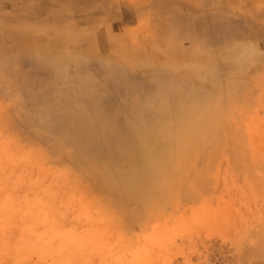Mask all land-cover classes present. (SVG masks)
Here are the masks:
<instances>
[{"label": "rangeland", "instance_id": "rangeland-1", "mask_svg": "<svg viewBox=\"0 0 264 264\" xmlns=\"http://www.w3.org/2000/svg\"><path fill=\"white\" fill-rule=\"evenodd\" d=\"M15 2L0 0V264H264V68L248 109L86 126L56 64L25 56Z\"/></svg>", "mask_w": 264, "mask_h": 264}, {"label": "crops", "instance_id": "crops-1", "mask_svg": "<svg viewBox=\"0 0 264 264\" xmlns=\"http://www.w3.org/2000/svg\"><path fill=\"white\" fill-rule=\"evenodd\" d=\"M207 1L17 0L13 7L32 33L25 56L56 64L67 95H79L87 110L81 124L102 110L139 119L137 131L145 132L149 111L163 119L155 125H167L250 107L249 73L264 68V0Z\"/></svg>", "mask_w": 264, "mask_h": 264}, {"label": "bare ground", "instance_id": "bare-ground-1", "mask_svg": "<svg viewBox=\"0 0 264 264\" xmlns=\"http://www.w3.org/2000/svg\"><path fill=\"white\" fill-rule=\"evenodd\" d=\"M198 1V0H197ZM202 1V0H201ZM209 1V0H208ZM207 1V2H208ZM219 1V0H218ZM245 7V6H244ZM230 9V8H229ZM259 9V8H258ZM246 14V13H245ZM230 15V14H229ZM238 15V14H237ZM255 15V14H254ZM232 16V15H231ZM257 16V15H256ZM126 19V18H125ZM226 19V18H225ZM223 20V19H222ZM219 21V20H218ZM161 27V26H160ZM210 28V27H209ZM159 31V30H158ZM98 32V31H97ZM159 32H161V31H159ZM158 32V33H159ZM188 34V33H187ZM203 34V33H202ZM112 35V34H111ZM148 35V34H147ZM150 35V34H149ZM191 35V34H190ZM144 36V35H143ZM112 37V36H111ZM192 37V36H191ZM143 38V37H142ZM102 42H104V41H102ZM137 42V41H136ZM116 44V43H115ZM151 44V43H150ZM101 45V44H100ZM105 45V44H104ZM118 45V44H117ZM127 45V44H126ZM134 45V44H133ZM132 45V46H133ZM103 46V45H102ZM131 46V47H132ZM135 46V45H134ZM108 47V46H107ZM130 47V48H131ZM139 47V46H138ZM99 48V47H98ZM116 48V47H115ZM101 50V49H100ZM114 50V49H113ZM125 50V49H124ZM128 50V49H127ZM130 50V49H129ZM140 51V50H139ZM125 52V51H124ZM130 52V51H129ZM104 53V52H103ZM109 53V52H108ZM140 53V52H139ZM120 54V53H119ZM145 54V53H144ZM124 55V54H123ZM187 55V54H186ZM199 55V54H198ZM136 56V55H135ZM144 57H146V56H144ZM161 63V62H160ZM183 65V64H182ZM158 67V66H157ZM92 68V67H91ZM155 69H156V67H155ZM160 70H162V69H160ZM92 72V71H91ZM92 74V73H91ZM96 74V73H95ZM93 75V74H92ZM152 75V74H151ZM161 75V74H160ZM94 76V75H93ZM98 76V75H97ZM99 81V80H98ZM87 82V81H86ZM183 82V81H182ZM87 86V85H86ZM184 87V86H183ZM82 89V88H81ZM95 90V89H94ZM88 91H89V89H88ZM107 91V90H106ZM112 91V90H111ZM90 92V91H89ZM147 92V91H146ZM151 92V91H150ZM129 93V92H128ZM147 94V93H146ZM165 94V93H164ZM100 95V94H99ZM106 95V94H105ZM118 95V94H117ZM123 95V94H122ZM104 96V95H103ZM116 96V95H115ZM170 96V95H169ZM118 97V96H117ZM113 98V97H112ZM126 98V97H125ZM170 98H171V96H170ZM88 99V98H87ZM94 99V98H93ZM132 99V98H131ZM147 99H149V98H147ZM76 100V99H75ZM114 100V99H113ZM162 100V99H161ZM167 100H169V99H167ZM133 101V100H132ZM135 101V100H134ZM157 101V100H156ZM75 102V101H74ZM93 102V101H92ZM100 102V101H99ZM153 102V101H152ZM88 103V102H87ZM90 103V102H89ZM140 104V103H139ZM147 104V103H146ZM151 104V103H150ZM170 104V103H169ZM91 105V104H90ZM100 105V104H99ZM111 105V104H110ZM162 105V104H161ZM142 107V106H141ZM153 107V106H152ZM90 108V107H89ZM134 108V107H133ZM162 108V107H161ZM111 110V109H110ZM157 110V109H156ZM94 114H96V113H94ZM82 115V114H81ZM156 115V114H155ZM95 116V115H94ZM163 116V115H162ZM74 117V116H73ZM139 117V116H138ZM79 118V117H78ZM116 118V117H115ZM119 118V117H118ZM156 118V117H155ZM75 119V118H74ZM165 119V118H164ZM96 120V119H95ZM134 120V119H133ZM86 121V120H85ZM114 121V120H113ZM123 121V120H122ZM117 122H118V120H117ZM107 123V122H106ZM83 124V123H82ZM118 124V123H117ZM138 125V124H137ZM130 126V125H129ZM135 126V125H134ZM176 127V126H175ZM138 128H140V127H138ZM160 130V129H159ZM164 130V129H163ZM143 132V131H142ZM141 132V133H142ZM157 132V131H156ZM86 133V132H85ZM152 133V132H151ZM9 135V134H8ZM12 135V134H11ZM161 135V134H160ZM9 137V136H8ZM139 137H141V136H139ZM158 138V137H157ZM14 140V139H13ZM143 140V139H142ZM144 142V141H143ZM13 143V142H12ZM145 145V144H144ZM14 146H15V144H14ZM17 148V147H16ZM149 148V147H148ZM3 150V149H2ZM122 153V152H121ZM16 156V155H15ZM15 165V164H14ZM15 168V167H14ZM174 168H175V172H176V170L177 171H179L178 170V168L176 167V166H174ZM163 173H166V171H164ZM178 174V173H177ZM170 175V174H169ZM173 176V175H172ZM174 177V176H173ZM171 182L170 181H168L167 180V184L165 185L166 186V189L167 188H169V189H171V187H172V185L170 184ZM172 183H173V181H172ZM7 188V187H6ZM12 188V187H11ZM16 188V187H15ZM17 189H19V188H17ZM16 189V190H17ZM15 192V191H14ZM13 194V193H12ZM13 196V195H12ZM11 196V197H12ZM7 197V194H6V192H4V191H0V212L3 210L2 208H4V206L2 205V202H3V200L5 199ZM12 200V199H11ZM17 200H18V198H17ZM5 201V200H4ZM9 201V200H8ZM18 202V201H17ZM5 204V203H4ZM8 205V204H7ZM14 205V204H13ZM6 207V206H5ZM4 211V210H3ZM14 219H16V218H14ZM10 221V220H9ZM9 221H7V222H9ZM5 222V221H4ZM11 222V221H10ZM9 222V223H10ZM22 222V221H21ZM23 223V222H22ZM29 223V222H28ZM17 227V226H16ZM29 227V226H28ZM75 228V227H74ZM10 229V228H9ZM26 230V229H25ZM78 230V229H77ZM11 232V231H10ZM13 232V231H12ZM21 232V231H20ZM23 232V231H22ZM21 232V233H22ZM7 233H8V231H7ZM68 233V232H67ZM22 235V234H21ZM30 237V236H29ZM48 237H50V236H48ZM55 237V236H54ZM52 238V237H51ZM54 239V238H53ZM8 240V239H7ZM50 241V240H49ZM1 242V241H0ZM3 242V241H2ZM8 243V242H7ZM17 243H19V242H17ZM55 243V242H54ZM2 244V243H1ZM5 244V243H4ZM48 244V243H47ZM49 245V244H48ZM6 246V245H5ZM44 246V245H43ZM10 248H12V247H10ZM14 248V247H13ZM22 248H24V247H22ZM18 249V248H17ZM12 250V249H11ZM10 250V251H11ZM39 250V249H38ZM23 251V250H22ZM24 252V251H23ZM25 253V252H24ZM20 254V253H19ZM27 255V254H26ZM33 262V261H32ZM113 262V261H112ZM114 264V263H113Z\"/></svg>", "mask_w": 264, "mask_h": 264}]
</instances>
